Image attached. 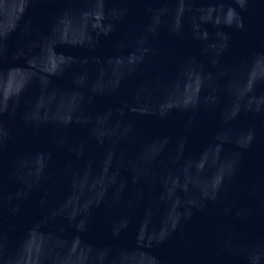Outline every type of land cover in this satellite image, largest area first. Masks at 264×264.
Returning a JSON list of instances; mask_svg holds the SVG:
<instances>
[{"label": "water", "instance_id": "1", "mask_svg": "<svg viewBox=\"0 0 264 264\" xmlns=\"http://www.w3.org/2000/svg\"><path fill=\"white\" fill-rule=\"evenodd\" d=\"M0 264H264V0H0Z\"/></svg>", "mask_w": 264, "mask_h": 264}]
</instances>
